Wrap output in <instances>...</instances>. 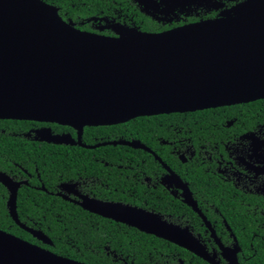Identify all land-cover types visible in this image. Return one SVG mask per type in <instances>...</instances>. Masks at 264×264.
<instances>
[{"label":"water","instance_id":"1","mask_svg":"<svg viewBox=\"0 0 264 264\" xmlns=\"http://www.w3.org/2000/svg\"><path fill=\"white\" fill-rule=\"evenodd\" d=\"M225 17L161 32L131 28L105 36L75 28L42 0H0V119L112 125L264 98V0H243ZM41 140L63 139L43 130ZM135 148V141H110ZM13 221L18 183L0 172ZM81 206L202 256V247L152 213L121 204ZM0 264H87L0 229ZM127 264V263H122Z\"/></svg>","mask_w":264,"mask_h":264},{"label":"flooded vegetation","instance_id":"2","mask_svg":"<svg viewBox=\"0 0 264 264\" xmlns=\"http://www.w3.org/2000/svg\"><path fill=\"white\" fill-rule=\"evenodd\" d=\"M42 1L54 6L65 22L79 30L118 36L125 28L161 32L222 18L243 0ZM262 99L201 109L220 108L212 110L211 126L165 123L168 118L161 115L168 113L138 116L135 118L147 121L153 117L160 124L147 133L139 128L135 136L126 139L122 135L110 139L111 125H85L79 131L57 122L11 119L25 123L7 131L1 128L6 136L24 138L28 145H55L77 157L74 163L52 170L55 177H42L37 168L30 172L10 158L0 164V172L18 183L16 197L23 186L60 197L94 216L96 228L107 229L114 221L180 247L192 255L187 264H264V105L253 106ZM43 130L63 140H41L50 136ZM116 140L135 141L142 147L108 143ZM108 145L129 146L138 153L134 158L125 154L111 158ZM0 184V197L7 200L10 191ZM85 200L92 208L121 204L155 214L185 235L190 233L203 254L87 210L81 206ZM176 261L185 264L180 256Z\"/></svg>","mask_w":264,"mask_h":264},{"label":"trees","instance_id":"3","mask_svg":"<svg viewBox=\"0 0 264 264\" xmlns=\"http://www.w3.org/2000/svg\"><path fill=\"white\" fill-rule=\"evenodd\" d=\"M263 103L264 99L256 101L253 106L263 108ZM218 109L172 112L161 116L168 118L164 120L165 123L173 122L174 125L188 123L191 126H211L214 125L212 110ZM140 119L134 118L109 126V138H119L122 135L126 139L130 135L135 136L139 128L143 129L142 133H147L150 127L160 124L153 117H150L149 121ZM24 123L23 120H0V129L7 131L9 127H21ZM6 131H0V164L6 163L5 159L10 158L30 172L37 168L42 177L44 174L55 177L56 174H51L52 170L56 171L63 164L74 163V158L77 157L71 151H65L55 145H28L24 138L6 136ZM107 147L111 158H118L123 154L134 158L138 153V149L129 146ZM0 188L3 189L1 184ZM5 203L6 198L0 197V229L50 249L56 254L87 264H177V256L182 257L187 264L189 255L192 256L180 247L146 236L134 228L114 221L107 224V229L96 228L94 216L84 209L60 197L23 186L16 197L18 219L26 226L41 230L52 241L51 245L43 244L13 221Z\"/></svg>","mask_w":264,"mask_h":264}]
</instances>
